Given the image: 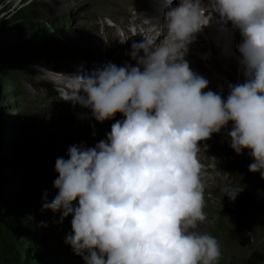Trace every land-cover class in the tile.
<instances>
[{
	"label": "clouds",
	"instance_id": "obj_1",
	"mask_svg": "<svg viewBox=\"0 0 264 264\" xmlns=\"http://www.w3.org/2000/svg\"><path fill=\"white\" fill-rule=\"evenodd\" d=\"M164 7L159 26L141 20L148 31L128 52L135 64L49 80L60 99L99 123L122 114L94 146L72 145L56 158V194L50 202L43 194L42 209L59 211L61 221L71 215L65 243L84 264H217V239L196 231L206 220L198 153L230 122L229 146L238 155L248 149V170L264 179V0H164ZM211 23L240 37L244 79L229 83L226 96L205 91L209 81L185 59ZM224 194L235 199L237 191Z\"/></svg>",
	"mask_w": 264,
	"mask_h": 264
},
{
	"label": "rangeland",
	"instance_id": "obj_2",
	"mask_svg": "<svg viewBox=\"0 0 264 264\" xmlns=\"http://www.w3.org/2000/svg\"><path fill=\"white\" fill-rule=\"evenodd\" d=\"M54 1L0 0V264H84L82 257L65 243V235L71 230V215L61 221L59 211L42 209L45 190L49 202L57 191L53 187L57 176L55 162L48 157L51 141L46 133L54 126L49 118L54 108L67 103L60 99L49 80L54 72L81 71V65L88 69L101 67L108 49L113 51L111 57H107L110 61L119 52H129L133 40L128 45L125 40L122 43L121 31L115 25L121 28L127 21L139 20L135 12L138 5H143V0H87L82 7L75 2L69 9L53 11L49 5ZM150 4L151 0H147L146 5ZM150 23L155 25L153 21ZM233 35L235 32L228 35L226 48L217 49V54L235 51ZM126 36L130 38L132 34L126 31ZM101 41L104 46L97 56L100 61H92L89 55L83 63L78 62L81 59L76 54L79 46L91 43L93 48ZM191 44L198 54L204 53L202 67L206 68L213 55L211 45L204 52L195 40ZM60 48H73V53L68 54L65 61L55 62L49 52ZM79 65V69L76 68ZM189 65L201 69L193 61ZM38 66L50 71L40 72ZM236 71L240 76L241 69L238 67ZM37 76L46 78L49 84L39 85ZM33 97L38 102L31 103ZM69 110L79 114L73 105ZM86 116L92 117L90 110ZM215 160L218 162L221 158L215 157ZM243 167L252 179L258 175V172H250L248 165ZM227 177L228 174H224V178ZM207 185L204 184L203 190L204 212L212 213ZM263 188L256 186V193L263 196ZM254 213L253 227L264 233V202ZM203 224L196 230L203 229ZM257 247L255 255L259 252Z\"/></svg>",
	"mask_w": 264,
	"mask_h": 264
},
{
	"label": "bare ground",
	"instance_id": "obj_3",
	"mask_svg": "<svg viewBox=\"0 0 264 264\" xmlns=\"http://www.w3.org/2000/svg\"><path fill=\"white\" fill-rule=\"evenodd\" d=\"M16 2L18 3L19 0H16ZM75 2H77L78 7H82L83 4H86L87 0H55L49 5V9H52L53 11L58 9L66 10L74 5L73 3ZM146 3L147 0H143V5L137 6V12L135 13L139 17V20L136 22L127 21V25L122 26L121 28L115 25L121 31V40H124L127 37L126 31L127 33L132 34L131 29L133 28L137 31V29L141 27L147 32L148 25L145 26V24L141 23V20L144 18L153 20L157 23V26L162 23L163 13L165 11L164 4L160 3L159 6H156L152 3L147 6ZM175 3L176 0H173V4ZM154 8H157L158 10L152 11L151 9ZM149 13H152L153 15H148ZM214 24L215 23H211L206 27L201 32L202 34H197L195 39V44L200 45L199 48L204 52L206 51V47L210 45L212 47L213 55L209 59L210 62L207 64V67H202L204 53L198 54V51L194 50L192 44L188 46L189 51L185 59L188 62L190 61L189 63L193 61L196 64V67H201L199 70L194 68V66H190L195 73L203 76L209 81L208 88L205 89V91L214 89V92H220L222 96H226L229 91V83H241L244 79L242 72L241 75L238 76L236 71L239 66L237 59L239 53L236 49V44L239 42L240 37L238 32L232 36L235 42V54L233 56L226 54L225 51L222 55H219L217 54L218 51L215 46H212V39L210 38L212 35L211 29ZM131 39L133 42H139L143 37L140 34H136L125 40V43L128 45V42ZM103 46V41L96 44L93 48L91 43H89V45H83L82 47L79 46L76 54H78V58L81 59L78 60V62L81 61L80 63H83L82 60L85 59V56L89 55L92 56L89 58L92 59V61H100L101 59H98L97 56H99L98 54L101 49H103ZM114 48L117 47L114 46ZM72 49L73 48H60L59 51H51L49 53L55 62L56 60L65 61V57L68 54L73 53L71 51ZM110 50H107V57H111L110 55L113 51ZM107 57L103 58L101 61L105 63H115L118 66L123 65L125 62L135 64V61L131 60L128 52H119L118 54H115L111 61L108 60ZM79 67L80 65L76 68L79 69ZM80 68H82L81 71H91L94 69V67L88 69L82 65ZM25 69L28 70V66H26ZM210 69H214L215 72L213 73ZM75 71L77 72V70ZM72 73L75 72L69 74ZM37 83L39 85L49 84L46 78L38 76ZM33 98L30 99L31 103L38 102L36 97ZM70 106L72 105L67 102L58 106L57 109L54 108L51 115L52 117L49 118V121H52L54 126L48 128V132L46 133V135H49V140L51 141L48 157L53 159L54 162L58 157L63 156L67 158L66 152L69 146L80 144L94 146L96 142L105 138V133L110 131L111 124L114 123L116 119L122 118V114L116 113L113 120L99 123L95 121L93 117L89 118L85 115V111H88V109L75 105L73 107L79 112V114H76V111L71 112L69 110ZM230 128L231 122L226 128L222 129L220 133H213L210 139L201 141L199 144L201 149L198 153V159L203 165V183L209 185L208 189L209 192H211V195L208 198V203H210L209 206H212L213 212L205 213L206 218H208L209 221H204L202 226L203 229H200L198 232L208 233L217 239L221 251V257L217 264H258L257 262L264 264V240L262 239L264 233L258 232L260 228L258 230L256 227H253L255 223L254 212L257 211L261 206V203L264 202V195H258L255 187H264V179L260 177L259 173L254 179L249 177L250 174L243 166L249 165L252 157L248 154V149H244L242 153L238 155L229 146L230 142L227 136V131L230 130ZM93 131L96 133L95 136L92 135ZM215 157H220L221 161L217 162ZM215 173H218V175H214ZM226 173L228 174V177L224 178V174ZM216 184H219L220 186H216ZM225 187H230L237 191L235 199H230L228 195L224 194ZM205 199L206 196H204V200ZM220 218L221 221L219 222ZM204 229L205 231H203ZM248 241L251 243H248ZM256 247L259 248V252L256 251L255 255L254 250Z\"/></svg>",
	"mask_w": 264,
	"mask_h": 264
}]
</instances>
